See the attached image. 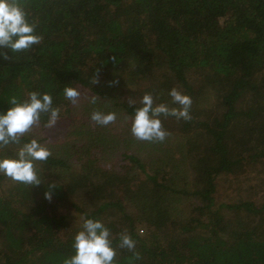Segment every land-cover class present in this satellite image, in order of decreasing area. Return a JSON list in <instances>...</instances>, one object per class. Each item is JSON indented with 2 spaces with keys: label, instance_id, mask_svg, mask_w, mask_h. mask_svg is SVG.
Masks as SVG:
<instances>
[{
  "label": "trees",
  "instance_id": "obj_1",
  "mask_svg": "<svg viewBox=\"0 0 264 264\" xmlns=\"http://www.w3.org/2000/svg\"><path fill=\"white\" fill-rule=\"evenodd\" d=\"M21 2L42 40L0 52V110L47 91L63 135L46 116L26 134L52 149L41 184L0 175V264H62L85 215L110 228L116 264H264V0ZM173 87L191 119L161 116L164 142L135 139L141 97L173 107ZM94 110L117 119L99 126Z\"/></svg>",
  "mask_w": 264,
  "mask_h": 264
},
{
  "label": "clouds",
  "instance_id": "obj_2",
  "mask_svg": "<svg viewBox=\"0 0 264 264\" xmlns=\"http://www.w3.org/2000/svg\"><path fill=\"white\" fill-rule=\"evenodd\" d=\"M36 27L21 0H0V52L4 49L11 52L31 49L42 40ZM80 95L77 87L66 85L63 88L64 98L72 104L78 103ZM168 95L175 106L156 104L151 92L141 97L140 106L134 108L130 124V132L135 139L164 142L169 132L163 127L161 116L174 117L178 121L191 119V97L175 87L169 90ZM90 103H96L95 96L91 97ZM129 103L135 104V101L130 100ZM7 105L5 110H0V153L9 145H18V148L11 155L0 154V175L21 184L39 185L41 179L36 162L47 161L52 149L41 139L25 137L40 124L43 116L47 117L44 127H54L61 118V110L54 105L53 96L47 91H30L23 99L9 96ZM90 119L99 126H108L117 119V113L94 110ZM52 187L50 185L45 191L46 199L52 198ZM135 244L129 234H120L119 248L132 251ZM71 247L73 254L64 257L62 264H116V247H113L111 230L101 219L81 216Z\"/></svg>",
  "mask_w": 264,
  "mask_h": 264
},
{
  "label": "rangeland",
  "instance_id": "obj_3",
  "mask_svg": "<svg viewBox=\"0 0 264 264\" xmlns=\"http://www.w3.org/2000/svg\"><path fill=\"white\" fill-rule=\"evenodd\" d=\"M61 122H58L54 127L53 130L51 131V137L54 139H57L58 137L63 135V129L61 127Z\"/></svg>",
  "mask_w": 264,
  "mask_h": 264
}]
</instances>
